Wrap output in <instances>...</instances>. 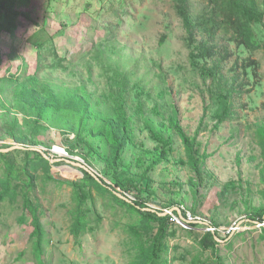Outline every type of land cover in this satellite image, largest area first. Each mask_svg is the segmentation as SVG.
<instances>
[{
    "label": "rangeland",
    "instance_id": "obj_1",
    "mask_svg": "<svg viewBox=\"0 0 264 264\" xmlns=\"http://www.w3.org/2000/svg\"><path fill=\"white\" fill-rule=\"evenodd\" d=\"M66 1L58 0L56 10L50 13L44 12L42 1L34 4L33 18L44 24L45 31L36 32L33 23L24 22L16 41L12 42L8 35L2 38L4 47L13 45L18 48L31 73L36 66L35 45L38 42H45L53 36L62 57L72 56L75 62L85 63L95 51L94 42L104 35L99 29V19L93 20V15L89 13L81 15L85 0H70L78 6L75 10ZM112 1L115 3L117 0ZM194 1L199 3V0ZM107 3L93 1L92 11L98 12ZM130 3V15L124 16L123 23L115 31L118 40L114 44L118 49L123 48L122 54L119 58L113 57L121 63L135 64L143 59L149 63L147 83L152 99L147 102L150 112L147 115L151 119H157L155 122L165 119L163 115L151 113L158 101L165 104L163 114L166 118L172 113V105L177 108L181 125L191 136L203 125L197 142L206 155L205 176L200 183L195 182V174L186 164L185 147L178 135L174 136L175 145L170 160L146 173L150 162L148 152L156 144L142 124L137 129L135 143L126 150L124 161L114 175L104 156L94 155L93 150L85 145H73L77 141V134L70 128L72 122L68 121L65 125L46 122L47 128L42 129L40 134L36 133L35 138L40 142L31 145L16 140L3 122L18 116L22 126H33L35 117L0 107V150L22 147L26 149H17L29 152L31 157L34 151H38L52 160L53 178L40 173L36 180L37 191L31 194L34 200L38 197L42 205L41 211L44 213L40 214V218L50 241L44 262L132 264L134 251L124 231V225L128 223L125 208L113 202L110 196L95 194V201L90 204V222L94 231L83 237L82 245L76 242L71 232L77 205L69 183L81 180L83 173L81 168L68 161H81L103 178L110 188L134 202L143 203L140 199H144V204L160 214L184 206L203 218L205 226L199 225L187 231L172 226L175 235L170 238V245L176 247L173 253L177 255L175 264H191L195 259H216L212 250L200 247L201 239L208 232V224L216 228V238L221 243L218 255L223 257L224 264H264V160L255 134L256 125L264 123V50L240 55L235 45H229L230 54L226 60H222L226 87L240 74L245 78H241V81H246L247 88H251L252 92L243 96L241 106L236 104L237 115L218 125L217 115L222 113L225 103L210 94V82L205 84L192 72L188 61L189 51L182 42V24L171 0H132ZM109 15L107 10L103 13L106 20L118 21L116 13L111 18ZM91 24L97 31H89ZM163 36L167 37V43L161 46ZM261 36L264 40V33ZM107 59L105 57V61ZM245 60L258 63L256 81L243 75L241 66ZM153 61L161 63L163 79L159 78L161 69ZM19 63L22 61L6 62L1 67L0 77L9 75L8 68L15 74ZM146 70L143 68L142 72ZM92 72V81L88 80L87 68L82 66L64 73H54L53 76L55 83L60 84L65 92L84 84L96 97H100L106 93L108 72L105 67L95 63ZM162 90L165 91L164 96L161 95ZM30 129L32 134L35 133L32 127ZM30 129L23 131L28 133ZM22 155H17L19 164L23 161ZM118 178L129 191L115 185ZM44 181L48 183L47 186L43 185ZM58 182L64 184L59 185ZM27 211L22 196L16 202L7 200L0 204V264H40L33 251L36 241L32 237L33 218ZM97 217L102 221L100 224L96 222ZM23 219L26 221L23 222ZM216 221L219 227L215 226Z\"/></svg>",
    "mask_w": 264,
    "mask_h": 264
},
{
    "label": "trees",
    "instance_id": "obj_2",
    "mask_svg": "<svg viewBox=\"0 0 264 264\" xmlns=\"http://www.w3.org/2000/svg\"><path fill=\"white\" fill-rule=\"evenodd\" d=\"M38 1L43 2L45 13L56 10L58 0H0V71L6 62L22 61L15 74L8 68L9 75L0 77V107L35 117L33 126H22L18 116L11 121L3 122L11 135L23 143L36 145L40 142L35 138L36 133L40 134L42 129L47 128L46 122H60L64 125L68 121L72 122L70 128L77 134V141L73 145H85L86 148L93 150L94 155L104 156L106 163L116 175L124 161L126 150L135 143L137 129L144 124L145 130L156 144L155 148L148 152L150 162L146 173L170 160L175 145L174 136L178 135L185 147L188 158L186 164L194 172L195 182L200 183L205 176L206 155L202 152L197 138L203 130V125L191 136L182 127L177 108L172 105V113L166 118L163 114L165 104L158 101L155 102L151 113L163 115L165 119L159 122H155L157 119H151L148 116L147 103L152 99L151 88L147 83L149 63L145 59L135 64L121 63L116 59L121 56L123 48L118 49L114 44L118 40L115 31L120 28L124 16L129 14L128 9H131L132 0H117L115 3L112 0H100L102 4L108 3L98 12L92 11L95 0H85L81 15L89 13L93 15L91 17L93 20L99 19L101 24L99 29L104 33L98 42H94V53L88 54L90 58L85 60V63L75 62L72 56L62 57L57 50L56 40L50 36L47 41L35 45L36 66L31 73L29 64L25 58L23 62L18 48L13 45L4 47L2 38L8 35L12 42L16 41L24 22L33 23L37 28L36 32L46 30L43 23L33 18L32 8ZM171 3L182 24V42L189 51L188 61L192 72L205 84L210 82L208 87L210 94L225 103L224 110L217 115L219 125L237 115L236 104L241 106L243 96L252 92L251 88H247L248 83L241 81L240 74L226 87L222 60H226L230 54L229 45H235L240 55L264 50V40L261 36L264 33V0H199V3H195L194 0H171ZM66 4L73 10L78 8L70 0H67ZM106 10L110 18L116 13L118 20L116 23L103 17ZM89 31L95 32L97 28L91 24ZM166 43L167 37L163 36L160 44L163 46ZM114 55L117 57L114 58ZM105 57L108 58L107 61ZM94 63L105 67L108 72L106 93L100 97H96L84 84L77 85L74 90L66 89L65 92V89L54 81V73L75 70L79 66L87 68L88 80L92 81ZM153 64L161 69L159 78L163 79L161 63L153 61ZM241 67L247 79L256 81L259 69L256 61L245 60ZM143 68L147 70L142 72ZM255 84L258 87L256 82ZM167 92L170 93V89L167 88ZM161 95L164 96L165 91L162 90ZM31 127L35 135L32 134ZM27 129L30 131L25 133L23 130ZM255 134L264 160V123L256 125ZM9 148L11 147L6 150ZM21 153L23 161L19 164L17 155ZM32 154L31 157L29 152L19 149L0 151V204L7 200L16 202L17 198L22 196L24 209L28 210L33 218L32 237L36 239L34 255L40 264H51L50 261L44 262L50 241L40 218V214L44 213L41 211L42 205L38 197L34 200L31 194L37 191L36 180L40 173L53 178L52 163L38 151ZM82 173L81 180L69 183L77 205L71 232L78 244L82 245L83 237L94 231L90 222L92 214L90 204L94 203L95 194L110 196L113 202L125 208L128 223L124 225V231L128 236L127 242L132 243L134 251L132 264L176 263L177 255H173L176 247L170 245V238L175 235L172 226L186 231L188 229L174 225L169 215L161 216L158 211L146 210L149 207L144 204V199H140L143 203H128L114 194L103 178L100 183L84 169ZM43 185L47 186L48 183L44 181ZM115 185L129 191L121 184L119 178ZM175 213L177 214V211ZM183 215L185 216V212ZM22 221L25 222L26 219ZM96 222L98 224L102 222L100 217L96 218ZM197 226L199 225H193ZM215 226L219 227L217 221ZM216 235L209 231L200 241V247L203 250H212L216 259L205 261L195 259L191 264H224L223 257L218 255L221 243L216 239Z\"/></svg>",
    "mask_w": 264,
    "mask_h": 264
},
{
    "label": "built area",
    "instance_id": "obj_3",
    "mask_svg": "<svg viewBox=\"0 0 264 264\" xmlns=\"http://www.w3.org/2000/svg\"><path fill=\"white\" fill-rule=\"evenodd\" d=\"M179 211H165L166 215H169L171 217V221L179 226H181L184 229H193V225H204V220L202 217L197 216L196 213H194L191 210H188L185 207H178ZM183 212H185V216L183 215ZM163 214V213H162ZM207 225V224H206ZM208 232L215 233L216 228L212 227L208 224Z\"/></svg>",
    "mask_w": 264,
    "mask_h": 264
},
{
    "label": "water",
    "instance_id": "obj_4",
    "mask_svg": "<svg viewBox=\"0 0 264 264\" xmlns=\"http://www.w3.org/2000/svg\"><path fill=\"white\" fill-rule=\"evenodd\" d=\"M17 148H19V149H26V148H22V147H17ZM17 148H10V149H7V150H0L1 152H8V151H11V150H14V149H17ZM54 152H57L56 150H54ZM42 154L44 155V157L45 158H47V159H49L50 160V158L45 154V153H43L42 152ZM52 161V160H51ZM69 163H71V164H73V165H75V166H77V167H79V168H81V169H84L85 171H87V172H89L97 181H99L100 183H102V178L98 175V174H96V172L94 171V170H92V169H90L89 167H87V166H85L84 164H82V162L81 161H79V162H71V161H68ZM113 192H114V194H116L118 197H120L121 199H124L125 201H127L128 203H131V204H134V201L133 200H131L129 197H127L126 195H124L123 193H120V192H118V190H115V189H113V188H110ZM146 210H148V211H151V212H155L153 209H151V208H147ZM172 211H179V209L178 208H175V209H172ZM161 216H165L166 214L165 213H163V214H160ZM217 240H218V238H216ZM219 241V240H218Z\"/></svg>",
    "mask_w": 264,
    "mask_h": 264
}]
</instances>
